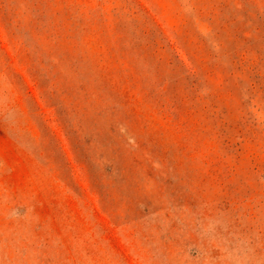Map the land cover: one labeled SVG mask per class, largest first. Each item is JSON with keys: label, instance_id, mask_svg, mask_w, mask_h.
Segmentation results:
<instances>
[{"label": "rangeland", "instance_id": "1", "mask_svg": "<svg viewBox=\"0 0 264 264\" xmlns=\"http://www.w3.org/2000/svg\"><path fill=\"white\" fill-rule=\"evenodd\" d=\"M0 264H264V0H0Z\"/></svg>", "mask_w": 264, "mask_h": 264}]
</instances>
